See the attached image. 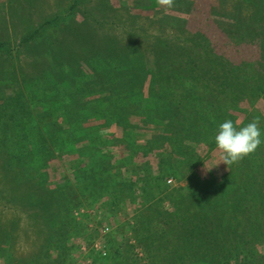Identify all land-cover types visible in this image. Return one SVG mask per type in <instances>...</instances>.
Listing matches in <instances>:
<instances>
[{"label": "trees", "instance_id": "obj_1", "mask_svg": "<svg viewBox=\"0 0 264 264\" xmlns=\"http://www.w3.org/2000/svg\"><path fill=\"white\" fill-rule=\"evenodd\" d=\"M256 1L264 11V0ZM48 23L29 28L19 42L38 41ZM185 32L187 37L179 33L170 40L143 33L145 44L135 42L130 49L95 40V61L82 59L89 67L95 62V97L82 100L78 96L89 81L62 64L67 58L59 46L50 53L51 65L39 54L34 76L19 74L20 89L0 101V192L45 233L42 247L23 264L46 257L50 236L58 243L73 226L68 203L76 191L112 204H133L138 197L124 222L131 246L143 254L131 264H264V131L256 160L249 164L246 156L218 180L198 175L201 157L193 147H216L215 135L226 120L239 128L233 112L242 110L234 100L247 101L257 87L247 76L240 79L234 67L250 61L234 64L215 37ZM0 49L12 51L6 41ZM223 60L234 67L222 70ZM114 147L123 154L115 157ZM150 153L154 167L135 160ZM57 156L67 158L66 175H58L62 167L56 163L48 168ZM238 168L241 175L234 174ZM178 169L184 170V185L168 189L165 180ZM49 175L58 182L49 186ZM1 224L0 239L7 230ZM104 236L110 248L111 239ZM113 250V264H125L127 255ZM6 256L0 249V264L21 262ZM95 257L94 262L105 258Z\"/></svg>", "mask_w": 264, "mask_h": 264}, {"label": "rangeland", "instance_id": "obj_2", "mask_svg": "<svg viewBox=\"0 0 264 264\" xmlns=\"http://www.w3.org/2000/svg\"><path fill=\"white\" fill-rule=\"evenodd\" d=\"M45 22L49 23L44 26L45 32L37 42L25 45L19 42L25 31ZM218 27L233 42L222 31H216ZM185 30H199L210 36V39L215 37L222 46L224 56L234 64L243 60L250 61L244 66L234 67L223 60L221 66L226 71L234 67L240 79L247 76L246 82L252 88L254 85L257 87L254 95L250 92L251 96L247 101H242L240 96L235 98V105L244 112H233L236 124L243 127L254 118H259L258 127L260 131H264V11L258 7L256 0H174L173 8L168 10L157 2L151 5L150 0H0V41H6L12 48L9 53L0 49V101L20 89L19 74H24L26 78L34 76V60H39V54H43L45 61L51 65L48 60L50 53L59 46L67 58L62 64L75 70L77 77L89 81L87 91L81 92L79 99H90L95 97V62H89V67L86 65L88 62L85 63L82 59L95 61V40L103 43L105 40H113L120 47L130 49L135 42L145 44V40L140 41L143 33L170 40L179 33L187 37ZM101 47L102 45L99 48ZM66 77H71V72ZM68 81L65 78L64 84H68ZM2 108L0 103V109ZM137 140L143 139L140 137ZM193 147L201 157V162L196 167L200 177L210 175L218 180L228 172L227 166L219 161L220 153L216 147L207 149L202 143ZM257 151L258 148L252 153L253 161L252 154L248 156L249 164L256 160ZM112 153L115 157L121 156L123 150L114 147ZM145 159L154 167L156 160L152 153L145 157H135L139 162ZM62 160L67 161V158L57 156L48 162V168L53 163L60 169L62 167L60 172L57 170L59 176L66 175ZM183 172V169H178L166 178L168 189L184 185L182 177L185 176L181 175ZM241 173L240 168L234 169L235 175ZM129 178L135 180L134 175ZM58 180L59 178H51L49 175L48 185L52 186ZM210 185L213 187L212 183ZM242 186H245L244 182L239 183L236 188ZM249 189L247 185L246 190ZM0 195V224L7 229L6 236L3 234L0 239V249L3 254H7V258H14L12 263L20 260L19 264H23L42 247L45 233L39 234L38 225L32 224L33 221L28 220L17 205L7 202L3 193L0 192ZM133 195L136 193L133 192ZM134 199L133 204L127 200L112 204L106 197L95 199L94 195L89 198L76 191L71 195L73 203H68L73 226H68L58 237V243L55 242V234L54 237L49 235V252L35 264H113L111 259L114 247H117L120 255H127L125 264H131L132 260L138 261L143 254L137 246H131L132 236L127 230L128 226L124 224L130 219V209L137 206L138 197ZM7 222L14 226L11 225V228L9 223L5 224ZM106 234L111 239L110 248L105 240ZM58 245L61 246L56 249ZM260 250L264 251V247ZM95 254L97 259L105 258L102 262H94Z\"/></svg>", "mask_w": 264, "mask_h": 264}, {"label": "clouds", "instance_id": "obj_3", "mask_svg": "<svg viewBox=\"0 0 264 264\" xmlns=\"http://www.w3.org/2000/svg\"><path fill=\"white\" fill-rule=\"evenodd\" d=\"M156 2L165 10L174 6V0H156ZM258 125L259 118H254L246 126L239 128L232 120L221 123L215 135V145L220 153L219 161L230 166L254 153L262 143Z\"/></svg>", "mask_w": 264, "mask_h": 264}, {"label": "built area", "instance_id": "obj_4", "mask_svg": "<svg viewBox=\"0 0 264 264\" xmlns=\"http://www.w3.org/2000/svg\"><path fill=\"white\" fill-rule=\"evenodd\" d=\"M102 254H104V253H102Z\"/></svg>", "mask_w": 264, "mask_h": 264}]
</instances>
